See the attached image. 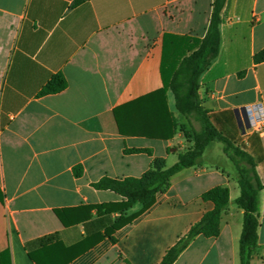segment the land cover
I'll return each mask as SVG.
<instances>
[{"label": "crops", "instance_id": "1", "mask_svg": "<svg viewBox=\"0 0 264 264\" xmlns=\"http://www.w3.org/2000/svg\"><path fill=\"white\" fill-rule=\"evenodd\" d=\"M75 1L0 0V264L5 251L11 264H160L214 209L203 195L218 187L230 190L219 235L197 236L174 264H242L240 188L214 163L222 155L171 178L150 209L115 232L116 243L104 234L121 212L93 208L125 200L96 189L101 179L140 178L156 159L171 167L188 147L179 134L123 135L114 111L164 87L165 34L204 38L213 0ZM222 16L200 92L214 126L256 162L263 189L253 264H264V62L254 61L264 50V0H227ZM60 72L68 87L39 97ZM166 101L179 119L171 91Z\"/></svg>", "mask_w": 264, "mask_h": 264}, {"label": "trees", "instance_id": "2", "mask_svg": "<svg viewBox=\"0 0 264 264\" xmlns=\"http://www.w3.org/2000/svg\"><path fill=\"white\" fill-rule=\"evenodd\" d=\"M87 0H76L75 5ZM227 0H213L212 19L206 36L202 39L190 35L165 34L161 75L164 87L149 96L141 98L114 111L115 118L123 135H134L152 139L171 140L179 131L185 132L184 125H179L175 113L169 111L166 93L171 91L175 97L176 111L180 116L187 115V104L184 91L197 96L199 77L208 68L219 52L220 30L223 22V10ZM256 63L264 62V50L254 56ZM242 76V74L240 75ZM68 87L62 72L52 76L41 89L38 96H47L63 92ZM204 118L203 133L185 132L194 142V148L179 155L177 163L167 167L162 159H156L152 169L140 178L113 179L105 177L94 184L99 190H109L122 196L120 204H103L93 206L98 213L120 211L121 215L105 230L104 237L116 243V231L132 223L156 202L157 195L164 190L166 183L184 169L195 167L200 162L204 150L213 142L221 143L224 154L233 162L235 178L240 188L237 205L244 211V225L241 240L242 264H253L257 249V228L259 225V196L263 184L257 172L254 158L236 146L212 123L207 109H201ZM130 152H148L150 150L134 149ZM205 200L212 201L214 209L206 212L200 221L195 223L189 232L176 245L170 248L160 264H174L179 255L199 235L218 236L223 212L230 202V190L218 187L203 195ZM141 204L140 211L127 215L134 205ZM44 243V240L41 241ZM87 244V245H86ZM91 246L88 240L74 246L69 251L77 254L78 248ZM75 250V251H74ZM34 258V255L31 254ZM1 264H11L8 251L1 254ZM40 264V262H39Z\"/></svg>", "mask_w": 264, "mask_h": 264}, {"label": "rangeland", "instance_id": "3", "mask_svg": "<svg viewBox=\"0 0 264 264\" xmlns=\"http://www.w3.org/2000/svg\"><path fill=\"white\" fill-rule=\"evenodd\" d=\"M201 77V76H200ZM200 77H199V91L198 95L194 96L189 93V90H185V98H186V104H187V115L186 116H179V125H184L185 132L193 133H203L204 131V118L202 113V108L206 109L204 106V99L201 95L200 89H201V83H200ZM185 132L179 131L177 134L181 136V138L184 140V144H188V147H186V151L194 148V142L191 138H188L185 135ZM183 152V153H185ZM222 155L223 159H220L221 161L217 162L214 160V163L229 171L232 174H236L234 164L233 162L224 154L223 146L221 143L213 142L209 146H207L204 150V153L200 160H204V162L210 163V160L215 159L216 157H219Z\"/></svg>", "mask_w": 264, "mask_h": 264}, {"label": "water", "instance_id": "4", "mask_svg": "<svg viewBox=\"0 0 264 264\" xmlns=\"http://www.w3.org/2000/svg\"><path fill=\"white\" fill-rule=\"evenodd\" d=\"M248 126L250 127L251 125L249 124Z\"/></svg>", "mask_w": 264, "mask_h": 264}]
</instances>
